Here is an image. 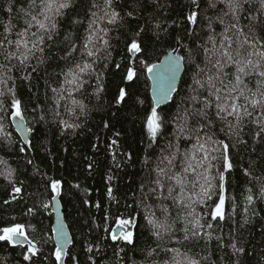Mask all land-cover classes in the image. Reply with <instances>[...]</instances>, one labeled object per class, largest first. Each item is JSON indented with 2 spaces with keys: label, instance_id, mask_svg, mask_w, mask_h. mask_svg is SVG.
Returning a JSON list of instances; mask_svg holds the SVG:
<instances>
[{
  "label": "snow or ice",
  "instance_id": "obj_1",
  "mask_svg": "<svg viewBox=\"0 0 264 264\" xmlns=\"http://www.w3.org/2000/svg\"><path fill=\"white\" fill-rule=\"evenodd\" d=\"M141 77L150 101L133 147L125 125L134 132L145 106ZM98 111L80 163L103 188L92 200L71 183L88 214L70 255L65 180L46 170L51 149L28 153L38 126L76 137ZM3 150L23 154L22 172L0 158V245L21 264H264V0H6ZM13 204L20 216L6 215ZM245 232L262 237L259 251Z\"/></svg>",
  "mask_w": 264,
  "mask_h": 264
},
{
  "label": "trees",
  "instance_id": "obj_2",
  "mask_svg": "<svg viewBox=\"0 0 264 264\" xmlns=\"http://www.w3.org/2000/svg\"><path fill=\"white\" fill-rule=\"evenodd\" d=\"M6 0H0V12L3 10V6L5 4ZM187 2V0H185ZM166 54V49L164 46H161L158 48L153 54H152V61L158 62L157 57L161 59ZM116 59H119V56L116 57ZM150 83V82H149ZM140 88H141V94L143 97H145V106L143 110L141 111L140 115L135 118V131L133 132V124L128 123L125 125V127L129 131V139L130 142H133V147H140L139 145V139H140V130L142 128L141 121L144 116L147 114L148 110V103L150 101V89L145 87V77H141L140 81ZM40 96H41V103H43V88L40 89ZM104 115L103 111L94 112L89 118L88 122L85 124L84 129L82 131L84 132L83 135H78L76 137L71 136H64L61 137L58 133V130L55 126L52 125H40L38 126L40 128V132L37 134L36 139L34 140L35 148L29 151L28 156L31 157L33 155L37 156L38 158H42L45 156V149H51L52 156L46 161L47 164V171L49 172V175L52 176L55 179H61L63 178L65 180L64 184V195L62 204L64 207V212L66 213V219L69 223L70 229L72 231L73 237H74V243L70 246L69 251L70 255H80L81 254V242L83 241L84 237L82 235V231L80 228V222L82 219L88 214L85 211L86 206H81L80 200L78 195H75L76 193L75 189L71 188V183L75 182L76 177L79 178V181L82 184V187H90L93 189L92 191V200H96L99 198V193L95 191L98 187L103 188L101 184H98L99 177H97V180L92 179H85L84 176L81 174L82 172V164L80 161L82 160V154H91L90 149L87 147L88 142V134H87V128L93 127L95 130V126L100 122V117ZM9 131L13 132L14 137L19 139V133L16 132L15 128L9 125L8 127ZM67 148L68 152H63V148ZM23 154H20L22 156ZM20 156H17L15 154H8L6 150L0 151V158H4L9 161V164L12 167H20V171H23V160L20 158ZM63 159L65 161V166L62 169L60 167V160ZM247 160V155L244 157V162ZM23 178V177H21ZM5 182L2 178H0V186H2ZM126 183V181H125ZM124 183L121 184V189L123 190ZM5 193L0 190V198L4 197ZM105 204H107V201H105ZM260 207H264V205H259ZM23 208V204L17 205L13 204L8 208V211L6 215H14V216H20L21 211ZM2 211V210H0ZM91 211H95V209H92ZM99 216V213H96ZM53 223V218L52 221ZM111 226H115L112 224L111 221H109ZM49 226V221L45 219L43 221L42 225H38L40 228H47ZM50 234V233H49ZM142 242L146 239L144 237L141 238ZM244 239L246 242L250 243L248 244L249 248L252 246H257V251H259V245L261 243L262 237L256 233H244ZM54 247V243H49L48 245H45L43 248L44 254L47 256L52 251ZM81 259H84L83 256H81ZM0 260L6 261L7 264H21L20 262V256H19V250L16 251L11 250L7 246L0 245ZM66 264L68 262V257L65 258ZM45 264H51V260L46 261Z\"/></svg>",
  "mask_w": 264,
  "mask_h": 264
},
{
  "label": "water",
  "instance_id": "obj_3",
  "mask_svg": "<svg viewBox=\"0 0 264 264\" xmlns=\"http://www.w3.org/2000/svg\"><path fill=\"white\" fill-rule=\"evenodd\" d=\"M163 57H164V56H163ZM163 57H162L161 59H163ZM62 205H63V204H62ZM62 211L64 212V207H62ZM53 223H55V216H54V215H53ZM65 223L68 225L67 231L71 234V236H72V238H73V240H74V237H73L72 231H71V229H70V226H69V223H68L66 217H65ZM71 245H72V244H70V245L68 246V249L70 248ZM65 258H66V257H65Z\"/></svg>",
  "mask_w": 264,
  "mask_h": 264
}]
</instances>
